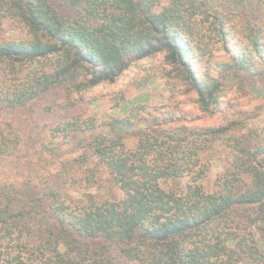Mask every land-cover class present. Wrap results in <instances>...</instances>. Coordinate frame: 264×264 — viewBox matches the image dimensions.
Here are the masks:
<instances>
[{
	"label": "trees",
	"instance_id": "obj_1",
	"mask_svg": "<svg viewBox=\"0 0 264 264\" xmlns=\"http://www.w3.org/2000/svg\"><path fill=\"white\" fill-rule=\"evenodd\" d=\"M207 6L202 0H64L57 6L0 0V25L18 21L29 36L0 43V108H23L56 88L65 93L58 105L73 106L133 63L161 55L169 78L212 113L222 88L210 70L262 74L264 42L252 31L247 42H233L219 12ZM213 41L228 60L207 58L200 72ZM141 109L130 110L133 119L98 124L92 116H75L50 129L40 150L57 154L67 145L71 154L55 166L59 175L76 184L79 172L81 181L95 183L100 165L122 196L99 202L86 194L69 204L53 195L48 214L38 199L26 209L4 196L0 264H264V120L189 127L153 117L147 129ZM134 124L141 130L130 150L123 138ZM18 145L17 134L0 128V161L14 156ZM215 145L223 146L229 166L207 192L199 183L207 173L201 158ZM89 158L96 167L87 166Z\"/></svg>",
	"mask_w": 264,
	"mask_h": 264
},
{
	"label": "rangeland",
	"instance_id": "obj_2",
	"mask_svg": "<svg viewBox=\"0 0 264 264\" xmlns=\"http://www.w3.org/2000/svg\"><path fill=\"white\" fill-rule=\"evenodd\" d=\"M51 1L54 6L64 2ZM202 1L208 2L210 8L219 12L226 27L235 36L233 42H247L246 34L251 31L264 42V0ZM210 8L208 7L209 11ZM207 25L205 23L202 29L205 30ZM28 40L26 28L18 21L8 19L2 21L0 43ZM211 46L212 55L203 57L198 64L200 72L208 67L206 64L210 60L207 58L228 60L226 53L218 50L214 41ZM168 71L169 67L160 55L133 63L114 83H105L90 89L84 95V101L73 106L62 108L58 105L59 102H63L65 93L56 88L29 102L23 108L15 110L0 108V128L4 133L11 132L19 136L16 154L0 161V199L10 195L17 200L15 206L21 208L33 203L32 198H35L39 200L35 202L40 203L48 214L53 203V195L69 204L83 202L86 194H92L99 202L119 199L122 196L111 184L107 172L100 165L97 166L99 171L96 173L95 183L81 181L84 175L79 172L74 174V178L79 180L76 184L59 175L55 166L71 156L67 145L57 154L40 150V144L48 140L52 127L75 116L84 118L92 116L99 124L112 118L133 119L130 110L143 106L140 118L145 120L142 124L146 125L147 129L153 126V117L172 126L189 127L216 126L226 118H249L250 122L264 120V72L250 76L233 69L228 73L210 70V76L218 79L222 88L218 106L210 113L201 109L193 91L169 78ZM168 115L173 116L172 123L165 119ZM139 130L140 126L134 124L124 134L123 142L127 149L135 148L136 132ZM87 154L91 156L90 151H87ZM228 160L229 156L220 145H215L214 149L202 155L201 163L206 165L207 173L199 183L205 191H213L215 182L229 166ZM96 164L94 158H89L88 167H96ZM189 179V177L181 179L179 186L184 187ZM26 209H29L28 206Z\"/></svg>",
	"mask_w": 264,
	"mask_h": 264
}]
</instances>
